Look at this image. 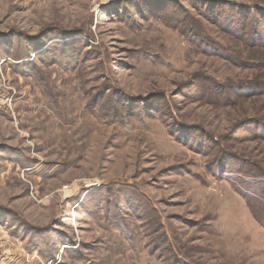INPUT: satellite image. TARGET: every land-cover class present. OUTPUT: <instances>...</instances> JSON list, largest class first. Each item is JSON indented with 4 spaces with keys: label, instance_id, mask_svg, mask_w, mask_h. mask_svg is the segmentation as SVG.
Here are the masks:
<instances>
[{
    "label": "rangeland",
    "instance_id": "1",
    "mask_svg": "<svg viewBox=\"0 0 264 264\" xmlns=\"http://www.w3.org/2000/svg\"><path fill=\"white\" fill-rule=\"evenodd\" d=\"M259 11L0 0V264H264Z\"/></svg>",
    "mask_w": 264,
    "mask_h": 264
},
{
    "label": "trees",
    "instance_id": "2",
    "mask_svg": "<svg viewBox=\"0 0 264 264\" xmlns=\"http://www.w3.org/2000/svg\"><path fill=\"white\" fill-rule=\"evenodd\" d=\"M259 16L261 17L262 15H264V11H259ZM264 19V18H263ZM255 25H256V28H257V31L261 28V27H263V26H261V22L260 21H258V20H256V22H255ZM261 26V27H260ZM36 52V51H35ZM14 57H17V55H15ZM22 60H24V59H21V60H19V61H22Z\"/></svg>",
    "mask_w": 264,
    "mask_h": 264
},
{
    "label": "built area",
    "instance_id": "3",
    "mask_svg": "<svg viewBox=\"0 0 264 264\" xmlns=\"http://www.w3.org/2000/svg\"><path fill=\"white\" fill-rule=\"evenodd\" d=\"M0 110H1V103H0Z\"/></svg>",
    "mask_w": 264,
    "mask_h": 264
}]
</instances>
